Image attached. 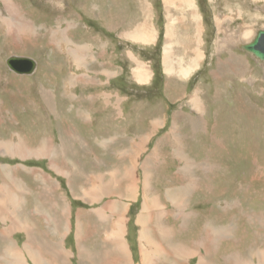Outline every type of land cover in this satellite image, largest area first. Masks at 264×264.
Masks as SVG:
<instances>
[{
    "label": "rangeland",
    "instance_id": "rangeland-1",
    "mask_svg": "<svg viewBox=\"0 0 264 264\" xmlns=\"http://www.w3.org/2000/svg\"><path fill=\"white\" fill-rule=\"evenodd\" d=\"M173 1L167 7L165 0H0V184L6 182L0 193L11 186L0 197L8 207L19 201L16 221L29 224L34 214L53 220L48 231L33 232L31 243L16 224L6 231L11 223L0 217V240L6 238L0 264H7V249L31 264L27 245L44 258L41 248L65 258L73 251V264H84L79 253L86 246L83 256L91 250L96 259L85 264H100L104 245L98 234L88 241L86 227L107 230L109 215L119 217L100 239L125 225L131 264H259L264 62L240 45L264 30V0H195L200 41V28L184 17L190 9ZM21 13L32 32L18 28ZM174 21L177 36L167 57ZM144 24L153 43L125 39ZM52 31L60 33L51 37ZM246 31L252 37L245 39ZM64 34L70 48L82 49L77 57L68 44L63 51ZM130 55L152 71L149 83L134 80L138 65ZM11 56L34 59L35 73L12 72ZM170 58L177 70L192 61L196 67L186 78L169 74ZM5 142L21 155L5 151L12 147ZM99 209L102 223L84 216ZM117 258L103 264H122Z\"/></svg>",
    "mask_w": 264,
    "mask_h": 264
},
{
    "label": "bare ground",
    "instance_id": "bare-ground-1",
    "mask_svg": "<svg viewBox=\"0 0 264 264\" xmlns=\"http://www.w3.org/2000/svg\"><path fill=\"white\" fill-rule=\"evenodd\" d=\"M180 2L182 1V4L183 6L186 8V9H190L191 11V18H192V21L194 23H196V26H198L200 29H199V34L197 35L199 41H200V30L202 28V20L200 18V15H199V12H198V9L196 7V3H195V0H179ZM165 3H167V7H169L168 5H175V2L173 0H165ZM173 3V4H172ZM179 7V6H178ZM182 8V7H181ZM187 14H185L184 17H186ZM146 17H148V15H146ZM221 21V20H220ZM222 23V22H221ZM176 25H177V22H173L169 27H168V30H167V33H166V47H165V54H167V57H169V53H172L173 49H172V45H173V41H174V38H176L177 36V30H176ZM139 28H142V27H139ZM137 30V29H136ZM245 30V29H244ZM134 31V30H132ZM243 31H241V34H242ZM141 33V32H140ZM245 34V35H244ZM251 32H244L243 33V37L245 39H248L250 38L251 36ZM127 35V34H126ZM125 35V36H126ZM128 37H131L130 39L132 40H137L139 38H141L143 40H146V44H150V43H153L155 41L154 37L151 35L150 31L149 32H144L143 34H138V30H137V33H130L127 35V38ZM252 37V36H251ZM158 38V37H157ZM157 40V39H156ZM139 42V41H137ZM198 45V44H197ZM175 48V47H174ZM198 50V49H197ZM195 61H192L191 64L184 68V67H181L179 66L178 67V70H176L174 64L172 63V58H170L169 62L165 61V66L167 67V72L169 74H174V73H177L181 76H184V78L188 77L189 75H191V73L194 71L195 67H196V64L194 63ZM148 69V68H147ZM144 70V69H142ZM145 71V70H144ZM153 74V73H152ZM143 75V74H142ZM148 75V74H147ZM140 77V76H139ZM148 77H150L148 75ZM144 79V78H143ZM143 83V82H142ZM194 100V99H193ZM142 127V126H141ZM5 145V147L7 145H10L12 147H6L5 151L7 152H12V153H16V154H19L21 155L19 152H20V147H17L16 145L12 144V143H3ZM4 148V147H2ZM10 185L7 184V186H3V191H1L0 195H4L6 192L5 190L7 189V187H9ZM94 189V188H93ZM95 190V189H94ZM132 190V188H131ZM92 191V190H91ZM129 194V193H128ZM18 201V200H17ZM19 202V201H18ZM18 202H15L14 200L11 202V206L8 207L7 205V202L5 201V199H3L2 197H0V217L1 218H6L8 219V221H12L13 223L11 224V226L13 224H16L17 226V230H26L27 231V234L29 235L30 237V241L32 242L33 241V237H32V234L30 233L29 231V226L24 224V225H21L22 222L20 221H16V215L13 211L16 210V208L18 207ZM9 209L11 210V212L9 211ZM147 217V216H146ZM4 221V220H3ZM24 221V220H23ZM26 222V221H25ZM142 224L144 225V220L142 219L141 220ZM21 223V224H20ZM28 223V222H27ZM11 226L8 228L10 229ZM124 227L125 225L123 224H118V228L115 227L114 231L110 234V238L104 240L105 242V258L109 255H111L113 252H115L117 255H118V260L122 263V264H131L130 263V254L128 252V245L127 243L125 242L124 240V237L122 236L123 233H124ZM85 228V227H84ZM7 230V229H6ZM85 230V229H84ZM83 230V231H84ZM9 231V230H7ZM148 229H143L142 230V235L144 237V241L148 242L150 239L147 238V232ZM82 232V231H81ZM6 233V232H5ZM23 233V232H22ZM26 233V232H25ZM7 234V233H6ZM10 235V234H9ZM2 236V235H1ZM4 237V235L2 236ZM6 237V236H5ZM29 240V238H28ZM28 247V246H27ZM62 249H64L63 247H61ZM82 249V246H80V249ZM65 250V249H64ZM12 252V251H11ZM49 252V251H48ZM83 254H86L88 253V249L87 248H84ZM17 254V253H16ZM50 254V253H49ZM51 254H52V258L53 259H65V256L62 257V253L60 251H57L54 253V251H51ZM6 255H7V264H28L27 262V259L26 258H22V261H19L18 263L16 262L17 259L19 258V256L15 255L14 253H10V251L8 250V252H6ZM35 255V253H34ZM73 255V254H72ZM92 255V254H91ZM94 256V255H93ZM258 262L259 264H264V250L262 251H258ZM35 259V258H34ZM13 260V261H12ZM36 260V259H35ZM91 260V259H90ZM93 260V259H92ZM41 264H44V263H41ZM85 264V263H84ZM199 264H203L202 261L199 262ZM250 264H253V263H250Z\"/></svg>",
    "mask_w": 264,
    "mask_h": 264
},
{
    "label": "crops",
    "instance_id": "crops-1",
    "mask_svg": "<svg viewBox=\"0 0 264 264\" xmlns=\"http://www.w3.org/2000/svg\"><path fill=\"white\" fill-rule=\"evenodd\" d=\"M143 14H144V11H143ZM21 22L18 24V28L20 27V28H22V27H27V28H29L30 29V31L32 32V26H33V24L31 23V24H29V22L30 21H25V15L24 14H22L21 13ZM187 18H191V15H188V16H186ZM185 19L183 18V20L181 21V22H183V23H180V24H185L184 21ZM95 21L97 22L98 21V18L97 19H95ZM70 25V24H69ZM105 28H107V27H105ZM138 30V34H143L144 32H149L148 30H149V27L146 25V24H144V27H142V28H139V26H137L136 28H135V31H134V33H137V30ZM59 30H61V28L59 29ZM111 30V29H110ZM154 32H155V30H154V28L152 29ZM115 31V30H114ZM129 32V31H128ZM141 32V33H140ZM151 32V31H150ZM58 33H60V31L58 32V31H52V32H50V36L51 37H54L56 34H58ZM122 37L124 38V36H123V34H122ZM131 37H126L125 39L127 40V39H130ZM133 39V38H132ZM131 39V40H132ZM142 39L141 38H139V39H137V40H134V42H137V41H139V43H142V44H144V45H148V44H146V40H143V41H141ZM61 43H62V47H63V51L65 50V46L68 44L69 45V48H66V51H69V53H71L72 55H74V57H75V55H76V57L78 56V53L82 50L81 48H75V49H72V48H70V45L72 44L71 43V40H70V38L69 37H67L65 34H64V39L63 40H61ZM141 44V45H142ZM139 45V44H138ZM143 46V45H142ZM78 47V46H77ZM130 57H131V59L132 60H134L135 62H136V64L138 65L137 67H135L134 68V70H133V77H134V80L135 81H137L139 84H141V85H143V84H146V83H149L150 82V80H151V78H152V71L150 70V69H147V67L145 66V64H143V63H140L137 59H135L132 55H130ZM76 62H77V59H76ZM188 63V62H187ZM190 64H191V62H189ZM165 68H166V66H165ZM142 69H144V70H142ZM177 70V69H176ZM143 74V75H142ZM150 76V77H148V75ZM175 75V74H174ZM88 76V75H87ZM140 76V77H139ZM84 77V76H83ZM86 79H88V77H85ZM144 78V79H143ZM143 82V83H142ZM187 92H186V88H185V93L184 94H186ZM47 96H48V93L46 92L45 93ZM75 97V96H74ZM196 98V96L193 98V99H195ZM141 107V106H140ZM147 117H148V115H147ZM155 124V126H158V127H162V125L163 124H158V123H154ZM142 127H144V126H142ZM145 129H146V127H144ZM79 139H78V141L80 140V137H78ZM76 140V139H75ZM144 143V142H143ZM127 175H129L128 176V178L130 177V174H127ZM126 175V176H127ZM13 182V181H12ZM2 183H6L5 181H3ZM2 183L0 184V185H2ZM10 185V184H9ZM9 187H11V186H9ZM102 195V194H101ZM101 198H104V196L103 197H101ZM101 200V199H100ZM115 207V206H114ZM65 211V210H64ZM90 212H93V213H91V214H89L88 216H86V215H84L85 217H88L89 219L90 218H94L95 217V215H97V217L99 218V220L100 219H104V217H105V210L104 209H99V210H95V211H90ZM66 213V212H65ZM57 214L58 215H61L62 216V211H61V209L59 208V210H58V212H57ZM67 214V213H66ZM68 214H69V222H70V224H71V229H70V227H69V223H67L68 224V227H67V229L71 232V231H73V229H72V218H73V216H72V209L71 208H68ZM15 217H17V216H15ZM119 217V216H118ZM118 217L116 218V217H114V216H111V215H109L108 217H106V219L104 220L105 221V223H106V225H102V226H104V227H106L107 228V230L106 229H104L102 232H101V229H99V230H97L96 228H95V226L93 225L92 227L90 226L89 227V225H88V223H87V227H86V232L88 233V241H91L97 234L98 235H100L101 236V234H103V236H104V234H105V232L106 231H108V230H110L111 229V226H112V229H113V227H114V224H115V220L116 219H118ZM88 218H86V219H88ZM120 218H122V216H120ZM27 219V218H26ZM88 219V220H89ZM16 220V219H15ZM28 220V219H27ZM34 221V222H33ZM33 221L32 220H30L29 221V224H30V227H29V231H30V233L31 234H33V232H35V233H38L39 231H40V229H44V231L45 230H47L48 231V229H50V223L51 222H53V220L52 219H48V216L46 215V214H34L33 215ZM90 221V220H89ZM20 222H22V221H20ZM100 222L102 223L103 221L102 220H100ZM10 223L12 224L13 222L12 221H10ZM9 224V222L6 220L5 222H4V224H3V226H7ZM21 224V223H20ZM24 224H26V225H28L29 226V224L27 223V221L25 222H22V224L21 225H24ZM37 225V226H36ZM11 226V225H10ZM101 226V227H102ZM108 227H109V229H108ZM9 228V227H8ZM7 228V230H10V229H8ZM31 229V230H30ZM96 229V230H95ZM6 230V231H7ZM21 232H23V233H25V235H26V237L27 238H29V241H30V237H29V235L27 234V231L26 230H20ZM10 232V231H9ZM78 232H80L81 234H82V232H83V230H82V232H81V230H79ZM76 234H77V232L75 233V241H76V239H77V237H76ZM4 235V237L6 236V234H3ZM2 235V236H3ZM24 235V236H25ZM100 236H99V241L98 242H101L103 245H105V242L104 241H101V239H100ZM27 238H26V241H27ZM52 238H55V236H53ZM103 238V237H102ZM0 241H2V242H6V238H2ZM94 241H97V239H95ZM31 242V241H30ZM32 243V242H31ZM63 243H65V240H63ZM94 244H97V243H95V242H89V246L90 245H94ZM31 245H33V244H31ZM65 245V244H64ZM87 245V244H86ZM28 246V245H27ZM25 247V249H26V252H27V254L31 257L30 258V260L32 261V263L31 264H41V263H46V264H52V262L50 261V260H52V254L50 253V251L48 252L46 249H43V248H41L40 250H42L43 251V253H45V255H46V257L44 258L43 256H42V254H41V257H42V259H41V257H38L36 254H37V252H36V250L37 249H39V248H31L30 246H28V247ZM78 246H80V244H78L77 243V247ZM66 247V246H65ZM83 247H85L86 248V246H83ZM60 248V247H59ZM105 248V247H104ZM10 251V253H14L15 255H17V256H19V257H21V258H26V257H24V255L22 256L20 253H18L17 252V254H16V252L15 251H12V250H10V249H7V250H5V253L7 252V251ZM12 251V252H11ZM68 251H70V250H68ZM73 255V257H75V255H74V253H73V251H70ZM34 253H35V255H34ZM50 253V254H49ZM90 253L92 254H90V255H85V256H83V254L81 253H79V257H80V259L81 260H83V262L85 263L86 261L85 260H88V263H94L95 262V259H96V255H95V253L93 252V251H91L90 250ZM94 255V256H93ZM73 257H66L63 261L64 262H68V261H70L72 264H73V262H72V259H73ZM256 257H258L257 255H256ZM37 260H35V259ZM39 258H40V260H39ZM117 258V255H115V254H111V255H109V256H107L106 258L105 257H103V258H101V259H103V261L102 262H99L100 264H103L104 262H105V260L106 259H116ZM46 259H48V261L46 260ZM79 259V261H81ZM91 259V260H90ZM93 259V260H92ZM100 259V260H101ZM59 260V259H58ZM54 261V260H53ZM27 262H28V260H27ZM56 264H64V263H62L61 261L60 262H55ZM28 264H29V262H28Z\"/></svg>",
    "mask_w": 264,
    "mask_h": 264
},
{
    "label": "water",
    "instance_id": "water-1",
    "mask_svg": "<svg viewBox=\"0 0 264 264\" xmlns=\"http://www.w3.org/2000/svg\"><path fill=\"white\" fill-rule=\"evenodd\" d=\"M240 48L264 62V30H259L252 41L241 44ZM6 64L12 72L20 76L32 75L37 69V62L24 56H11Z\"/></svg>",
    "mask_w": 264,
    "mask_h": 264
},
{
    "label": "flooded vegetation",
    "instance_id": "flooded-vegetation-1",
    "mask_svg": "<svg viewBox=\"0 0 264 264\" xmlns=\"http://www.w3.org/2000/svg\"><path fill=\"white\" fill-rule=\"evenodd\" d=\"M199 45H197V49H198ZM186 92H187V88H186Z\"/></svg>",
    "mask_w": 264,
    "mask_h": 264
}]
</instances>
